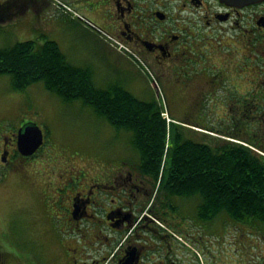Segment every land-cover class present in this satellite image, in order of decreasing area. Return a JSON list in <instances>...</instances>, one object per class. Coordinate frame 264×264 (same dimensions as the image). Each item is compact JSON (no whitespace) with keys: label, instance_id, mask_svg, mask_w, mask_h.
Returning <instances> with one entry per match:
<instances>
[{"label":"flooded vegetation","instance_id":"af4514ba","mask_svg":"<svg viewBox=\"0 0 264 264\" xmlns=\"http://www.w3.org/2000/svg\"><path fill=\"white\" fill-rule=\"evenodd\" d=\"M64 1L80 14L82 20L73 21L84 31L104 45L101 38L109 34L139 54L154 79L149 92L143 93L148 99H139L156 104L161 113L163 103L181 130L183 120L194 117L186 105L189 100L199 110L206 96L242 87L247 78L252 91L248 99H230L239 103L234 113L239 120L263 114L264 1L242 7L220 0ZM114 85L107 88L126 90L122 83ZM18 130L0 141V183L13 172L37 196L41 219L48 222L50 216L53 226L60 221L69 238L54 241V258L49 262L42 251L0 244V264H264L262 224L232 220L224 213L201 218L223 228L214 232L212 227L207 235L219 240L207 241L203 226H185L187 219L163 182L153 194L155 178L141 171L140 161L119 157L112 147L103 151L94 170L76 168L67 153L59 166L55 161L57 170L48 165L53 170L45 176L32 164H38L42 154L50 155V150L44 153L50 139L43 132V145L25 156L19 151Z\"/></svg>","mask_w":264,"mask_h":264},{"label":"rangeland","instance_id":"374dc122","mask_svg":"<svg viewBox=\"0 0 264 264\" xmlns=\"http://www.w3.org/2000/svg\"><path fill=\"white\" fill-rule=\"evenodd\" d=\"M73 30L74 27L72 32ZM73 37L75 38L72 41L69 39L65 41L70 54L68 60L78 67L91 69L93 82L97 87L107 88L110 83H122L134 96L141 97L142 100L148 99L146 93H143L149 92L154 79L147 71L78 27ZM28 40L43 44L46 39H23L16 35L14 30L7 31L0 27V49ZM216 46L219 47L218 44ZM216 61H219L218 58ZM248 80L242 87L231 86L216 91L214 96H206L200 102L199 110L195 104L193 109V104L190 105L189 100L186 105L191 106L194 117L183 120L182 128L185 136L197 142L214 144L220 139L237 141L232 138L235 137L231 136L232 134L264 145V114L262 116L253 114L244 120H239L238 114L234 113V108L239 103L230 101L238 96L249 98L253 87ZM153 92L155 93V90ZM153 92L151 90L150 94ZM161 105L164 109V104ZM174 113L178 114L176 109ZM168 117V122L175 121L178 124V120L169 115ZM26 123L37 124L50 139L44 151L46 153L50 150V155L42 154L38 157V164H32L34 171L42 172L45 176L51 174L53 170L48 165H56L55 161L59 160L57 162L59 166L61 161L67 160L66 157L63 159L67 153L72 156L71 164L76 168L87 166L93 167L94 170L103 158V151H108L112 147L118 149L119 157L131 158L134 163L140 161L139 152L132 143V132L116 129L103 116L97 114L91 107L83 105L81 101L61 100L56 94L48 91L43 82L34 83L23 91H16L12 88L11 76L0 75V141ZM57 168L56 165L54 169ZM38 172L36 173L39 174ZM6 177L5 182L0 183V244L6 248L22 249L25 252L35 251L40 254L42 251L46 255V261H51L54 258V241L67 240L68 231L64 230L58 220L55 226L51 225L50 216L47 217L48 222L43 221L41 219L43 213L40 209H36L37 196L33 190L21 185L13 172H9ZM159 183L160 180L155 181L153 194L158 190ZM163 197L165 196L162 195ZM171 197L177 202L180 215L183 219H187L185 226L191 227L187 225L191 223L195 226L201 225L206 229L207 237L203 236L207 241L219 240L218 237L208 236L207 233L213 232L212 227L214 232L217 228L223 230L222 225L215 224L216 222L214 224L202 222L198 217V207L201 202L199 195ZM68 243L70 248L75 246L71 243V239Z\"/></svg>","mask_w":264,"mask_h":264},{"label":"trees","instance_id":"16d2710c","mask_svg":"<svg viewBox=\"0 0 264 264\" xmlns=\"http://www.w3.org/2000/svg\"><path fill=\"white\" fill-rule=\"evenodd\" d=\"M5 74L11 76L16 91L43 82L61 100L81 101L116 129L132 132L141 171L156 182L161 179L159 187L163 182L169 195H199L200 218L224 213L232 220L264 226V145L232 134L237 141L220 139L210 144L190 139L180 125L163 119L156 104L123 87H97L91 69L70 63L52 40L1 48L0 75Z\"/></svg>","mask_w":264,"mask_h":264},{"label":"crops","instance_id":"0c3cea01","mask_svg":"<svg viewBox=\"0 0 264 264\" xmlns=\"http://www.w3.org/2000/svg\"><path fill=\"white\" fill-rule=\"evenodd\" d=\"M9 1L0 0V27L14 30L23 39L55 41L68 60L70 54L65 41L75 38L77 27L83 30L80 24L68 17L53 15L49 0H13L6 5ZM73 27L75 31L72 32Z\"/></svg>","mask_w":264,"mask_h":264},{"label":"water","instance_id":"95a60500","mask_svg":"<svg viewBox=\"0 0 264 264\" xmlns=\"http://www.w3.org/2000/svg\"><path fill=\"white\" fill-rule=\"evenodd\" d=\"M232 6H248L264 0H220ZM43 131L35 123H26L18 131L19 151L25 156H32L43 145Z\"/></svg>","mask_w":264,"mask_h":264},{"label":"built area","instance_id":"2783aa9c","mask_svg":"<svg viewBox=\"0 0 264 264\" xmlns=\"http://www.w3.org/2000/svg\"><path fill=\"white\" fill-rule=\"evenodd\" d=\"M52 5L54 10L57 12L65 14L73 13L74 16H77V13H75L72 8L69 7L63 0H53ZM107 40L113 48H115L120 53L128 56L138 66L144 65L139 54L135 50H133L129 45L110 35H107ZM163 117L169 119L166 112L163 114Z\"/></svg>","mask_w":264,"mask_h":264},{"label":"bare ground","instance_id":"6f19581e","mask_svg":"<svg viewBox=\"0 0 264 264\" xmlns=\"http://www.w3.org/2000/svg\"><path fill=\"white\" fill-rule=\"evenodd\" d=\"M85 67H86V66H85ZM87 74H88V73H87ZM90 74H91V73H90ZM87 76H88V75H87ZM115 85H116V84H115ZM115 85H114V86H115ZM117 85H118V84H117ZM171 195H172V194H171Z\"/></svg>","mask_w":264,"mask_h":264}]
</instances>
